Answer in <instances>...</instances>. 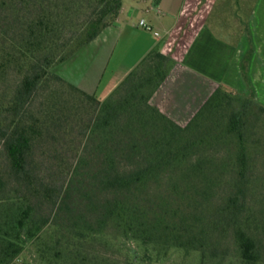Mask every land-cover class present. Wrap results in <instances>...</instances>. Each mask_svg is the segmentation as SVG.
<instances>
[{
  "label": "trees",
  "instance_id": "1",
  "mask_svg": "<svg viewBox=\"0 0 264 264\" xmlns=\"http://www.w3.org/2000/svg\"><path fill=\"white\" fill-rule=\"evenodd\" d=\"M122 4L0 0V264L28 252L39 264H223L230 241L233 264H264V106L252 89L220 85L179 126L149 103L169 72L162 53L114 102L58 75Z\"/></svg>",
  "mask_w": 264,
  "mask_h": 264
},
{
  "label": "crops",
  "instance_id": "2",
  "mask_svg": "<svg viewBox=\"0 0 264 264\" xmlns=\"http://www.w3.org/2000/svg\"><path fill=\"white\" fill-rule=\"evenodd\" d=\"M138 3L149 16L132 18L122 4L116 24L60 64L57 73L105 100L150 52L166 55L167 37L188 16L193 30L187 29L189 37L183 40L179 57L171 58L168 75L152 94L151 105L186 123L220 85L240 89L243 95L252 89L257 102L264 104V0H193L188 6L186 0ZM141 20L150 31L139 25Z\"/></svg>",
  "mask_w": 264,
  "mask_h": 264
},
{
  "label": "rangeland",
  "instance_id": "3",
  "mask_svg": "<svg viewBox=\"0 0 264 264\" xmlns=\"http://www.w3.org/2000/svg\"><path fill=\"white\" fill-rule=\"evenodd\" d=\"M192 2H193V0H186L187 6L188 5H191ZM219 3L220 2L218 1L217 2V5H219ZM241 6H244V4L241 5ZM123 7H124V10L126 12H129L130 13V16H132V18H137V20L141 16H145V14H146L145 11L141 10V7H139L138 0H123ZM146 16H149V15L146 14ZM225 16L228 18V20H226V18H223L224 20H226L227 26L230 25L232 27V25L229 23V20H230L229 16L228 15H225ZM187 17L188 16H185L184 18H182L183 20H181V25H178V30L176 29L177 31L175 30L171 35H169L167 37V39H168V41H167L168 45L166 46L167 47L166 56L169 57L170 61H171V58L173 60H175L177 57H179L180 52H181V46L183 45V42H186V41H183V40L184 39H187V37H189L188 36V33L186 32L187 29H190L191 31L193 30L192 29V23L193 22H191L193 19H191V17L190 18H187ZM213 19H215V17ZM207 22H209L208 25H210V22H212V21L208 20ZM218 26H220V25H218ZM219 32H220V30L218 29V33ZM183 36H184V38H183ZM137 67H138L137 73L138 72L139 73L140 72H143L146 69V62H144L143 64H139ZM56 71L59 72L58 67H57ZM58 75H59V73H58ZM234 91H236V90H234ZM148 92H149V90H147V89H144L142 91V93H144V95H147ZM236 92L240 93V89H237ZM120 93L121 92L119 90H117L116 92L112 93V95L110 97V99L112 100V102H114L119 97ZM249 93L250 92L246 93L245 95H249ZM71 101L73 102V98H71ZM255 101L257 102L256 96H255ZM74 102H77L81 106V108H85V110L89 111L90 113H93V112L95 113V110H97V108H98L97 105L91 103L90 101H88L85 98H80L79 96H77L74 99ZM149 103H150V101H149ZM257 103H259V102H257ZM259 104H261V103H259ZM261 105L264 106L263 103ZM170 120H172L174 123H176L179 126H185L191 119L189 121H187L186 123H181L182 121L179 122V121H176V120H173V119H170ZM228 245H229L228 246L229 247V250H228L229 251V254L228 255L230 257H227L225 263H223V264H233L232 263L233 260H232V257H231V255L233 254V245H232L231 241H230V244H228ZM24 256H25V259H26L27 264H39L38 261H36L35 259H32V257L29 254V252L26 253V255H24ZM116 257L118 259H120V260L123 259V256H121L120 254H117ZM165 264H198V258H197V256L184 257L182 255L177 254V255L171 256L168 259L167 263H165Z\"/></svg>",
  "mask_w": 264,
  "mask_h": 264
},
{
  "label": "built area",
  "instance_id": "4",
  "mask_svg": "<svg viewBox=\"0 0 264 264\" xmlns=\"http://www.w3.org/2000/svg\"><path fill=\"white\" fill-rule=\"evenodd\" d=\"M139 25L142 26L147 31L151 30L150 26L145 24V22L143 20L140 21ZM155 35H157V33H155Z\"/></svg>",
  "mask_w": 264,
  "mask_h": 264
}]
</instances>
